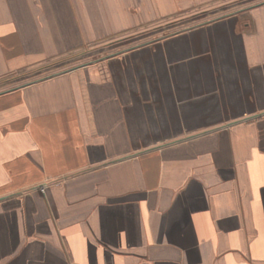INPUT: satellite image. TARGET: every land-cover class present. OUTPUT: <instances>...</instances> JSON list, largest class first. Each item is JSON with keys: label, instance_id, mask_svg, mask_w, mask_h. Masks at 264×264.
Instances as JSON below:
<instances>
[{"label": "crops", "instance_id": "0c3cea01", "mask_svg": "<svg viewBox=\"0 0 264 264\" xmlns=\"http://www.w3.org/2000/svg\"><path fill=\"white\" fill-rule=\"evenodd\" d=\"M200 1L0 0V83ZM232 13L0 91V264H264V1Z\"/></svg>", "mask_w": 264, "mask_h": 264}, {"label": "rangeland", "instance_id": "374dc122", "mask_svg": "<svg viewBox=\"0 0 264 264\" xmlns=\"http://www.w3.org/2000/svg\"><path fill=\"white\" fill-rule=\"evenodd\" d=\"M202 1L197 2L194 6L191 4L190 8L187 9H176L174 13H171L161 19L159 18L156 24L138 26L136 31L134 30L133 32H129L121 36L120 38H114L104 42L100 47L97 49L95 48V51L97 52H94V55L90 52L78 53L74 57L67 56L54 61L52 60L25 73L17 74L16 77L9 78L7 81L0 83V91L9 87H16L19 85L41 81L43 78L51 74H55L58 70H68L73 67H78L87 60H105L107 58H104V56L117 53L118 51L122 52V50L126 48L128 50L130 47L137 46L140 47L142 51L144 50V52H147V48L150 46H147L148 44L165 41L164 39L169 37L167 36L163 38L166 35L171 33H174V35L170 36L180 35L187 28L193 29L200 27L210 21L233 15L232 12H235L236 10L261 3L264 0ZM83 50H87V48L84 47ZM40 191L43 193L41 189Z\"/></svg>", "mask_w": 264, "mask_h": 264}, {"label": "water", "instance_id": "95a60500", "mask_svg": "<svg viewBox=\"0 0 264 264\" xmlns=\"http://www.w3.org/2000/svg\"><path fill=\"white\" fill-rule=\"evenodd\" d=\"M188 29H190V28H187V29H185V30H188ZM184 30V31H185ZM176 34V33H175ZM170 35H174V33H171V34H169V35H166V36H164L163 38H165V37H167V36H170ZM140 46H142V45H140ZM122 52H117V53H114V54H111L110 56H108L107 58H111V57H113V56H116V55H119V54H121ZM104 59V58H103ZM96 62V61H95ZM73 69H76V68H73ZM73 69H71V70H73ZM68 70H66V72H67ZM62 74V73H61ZM47 78H50L49 76L48 77H45V78H43V80H45V79H47ZM31 84V83H30ZM27 85H29V84H25V85H22V86H19L18 88H21V87H25V86H27ZM14 89H16V88H14Z\"/></svg>", "mask_w": 264, "mask_h": 264}, {"label": "built area", "instance_id": "2783aa9c", "mask_svg": "<svg viewBox=\"0 0 264 264\" xmlns=\"http://www.w3.org/2000/svg\"><path fill=\"white\" fill-rule=\"evenodd\" d=\"M41 190L44 192L45 189L43 187H41Z\"/></svg>", "mask_w": 264, "mask_h": 264}]
</instances>
